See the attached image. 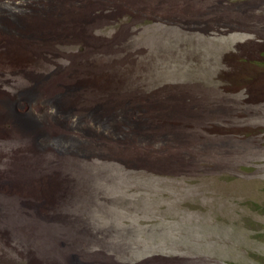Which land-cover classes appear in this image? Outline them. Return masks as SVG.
Instances as JSON below:
<instances>
[{
    "label": "rangeland",
    "instance_id": "obj_1",
    "mask_svg": "<svg viewBox=\"0 0 264 264\" xmlns=\"http://www.w3.org/2000/svg\"><path fill=\"white\" fill-rule=\"evenodd\" d=\"M259 6L0 0V264H264Z\"/></svg>",
    "mask_w": 264,
    "mask_h": 264
},
{
    "label": "bare ground",
    "instance_id": "obj_2",
    "mask_svg": "<svg viewBox=\"0 0 264 264\" xmlns=\"http://www.w3.org/2000/svg\"><path fill=\"white\" fill-rule=\"evenodd\" d=\"M260 8H264V6L263 7H261V6H259ZM219 26V25H218ZM226 28V27H225ZM217 33V32H216ZM258 38H260V40L258 41V43L261 41V40H263L264 39V35L263 36H258ZM230 53V52H229ZM252 59H253V57L250 55V54H248V59H247V61H244V63H245V68H246V65H250L251 64V62H252ZM249 63V64H248ZM239 65V64H238ZM245 68L244 69H242V70H245ZM247 69V68H246ZM238 70V69H237ZM239 71H241V70H239ZM244 72V71H243ZM245 73V72H244ZM243 74V73H242ZM237 75V74H236ZM248 74H243V77L241 76V78H242V80H241V78H239L238 80H235L234 81V85L236 86L235 88H234V90L236 91V92H240V91H244V92H246V94L244 95L245 96V100H247L248 101V103H251V102H253V103H262L261 102V100H260V98L257 96V89H256V96L255 97H253L254 95L251 93V89L253 88V87H250V88H246V87H248V86H251V85H253V84H255L257 87H261L260 85H258V84H256V82H253L252 81V78H251V76H247ZM239 77V76H238ZM243 79H245V81L243 80ZM244 82H246L247 84H249V85H246V84H244ZM237 83V84H236ZM239 83H241V84H239ZM231 88V87H230ZM262 90H264V89H262L261 88V91ZM229 91V90H228ZM263 92V91H262ZM264 93V92H263ZM235 105L234 106H236V107H239V106H242L243 105V102L241 101V100H236L235 101V103H234ZM246 107H249V108H252V107H250L249 105H245ZM251 110V109H250ZM221 112V111H220ZM224 112H225V110H224ZM250 113V115H252V110H251V112H249ZM240 115H241V113H240ZM255 117H256V114H255ZM258 117V116H257ZM246 122V120L245 121H242V123L244 124ZM241 125V124H240ZM246 133H248V131L247 130H245V129H243V131H242V135H244V137H245V140H243L242 141V143L244 144V145H246V143H247V141H248V137H247V135H246ZM252 139H254V138H252ZM260 143L262 144L261 146H260ZM264 145V142L263 141H261L260 139L257 141V142H255V141H253V143L251 144V149H255V147H264L263 146ZM252 160V159H251ZM246 168V167H245ZM254 168H257V167H254ZM247 169V168H246ZM231 173V172H230ZM249 174V173H248ZM254 174V173H253ZM251 175V174H250ZM249 176V175H248ZM247 176V177H248ZM254 176V175H253ZM257 176H260L259 174H255V177H257ZM248 178H250V177H248ZM262 178V177H261Z\"/></svg>",
    "mask_w": 264,
    "mask_h": 264
},
{
    "label": "trees",
    "instance_id": "obj_3",
    "mask_svg": "<svg viewBox=\"0 0 264 264\" xmlns=\"http://www.w3.org/2000/svg\"><path fill=\"white\" fill-rule=\"evenodd\" d=\"M224 32H225V31H224ZM261 88L264 89V86H261ZM222 112H224V110H221L220 113H222ZM81 183H84V180L81 181ZM53 212H54V213L61 212L60 207H57ZM166 236H167V237H164V235H162V236H155V235H154V237L157 239L158 243H163V241H165L167 244H170V243H176V244H177V241H176L174 238H171L170 235L167 234ZM179 244H180V243H179ZM182 244H183V243H182ZM107 247H108V246L105 247V250H106V251H107ZM107 252H108V251H107ZM130 256H133L131 259H134V258L137 257V255H132V254H131Z\"/></svg>",
    "mask_w": 264,
    "mask_h": 264
}]
</instances>
